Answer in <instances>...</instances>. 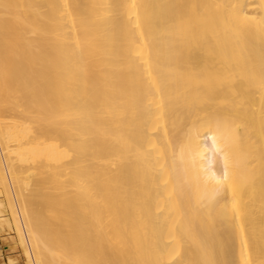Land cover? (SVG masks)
Here are the masks:
<instances>
[{
	"label": "bare ground",
	"instance_id": "bare-ground-1",
	"mask_svg": "<svg viewBox=\"0 0 264 264\" xmlns=\"http://www.w3.org/2000/svg\"><path fill=\"white\" fill-rule=\"evenodd\" d=\"M1 193L26 264H264V0H0Z\"/></svg>",
	"mask_w": 264,
	"mask_h": 264
},
{
	"label": "clouds",
	"instance_id": "clouds-1",
	"mask_svg": "<svg viewBox=\"0 0 264 264\" xmlns=\"http://www.w3.org/2000/svg\"><path fill=\"white\" fill-rule=\"evenodd\" d=\"M199 133L198 129H189L187 133V140L178 150L176 159L182 169L185 168V166L198 169L204 182L215 186L211 191L205 193L204 196L207 201L211 202L215 200L222 191L223 185L228 178V173L227 169H225L224 175L221 177V175H217L215 171L206 169L205 166L202 165L201 161L204 159L206 151L210 152L213 161L215 157H220L221 159L225 158L221 140L225 138L226 125L220 122L216 124L215 131L211 132L209 137L211 141V149H199L196 146L195 141H197Z\"/></svg>",
	"mask_w": 264,
	"mask_h": 264
},
{
	"label": "rangeland",
	"instance_id": "rangeland-1",
	"mask_svg": "<svg viewBox=\"0 0 264 264\" xmlns=\"http://www.w3.org/2000/svg\"><path fill=\"white\" fill-rule=\"evenodd\" d=\"M0 199H2L3 203H5L3 207V214L7 220L5 221L7 222V225L6 223L0 225V264H26L22 248L18 243L14 224L11 221L12 219L9 217V206L3 193H1Z\"/></svg>",
	"mask_w": 264,
	"mask_h": 264
}]
</instances>
